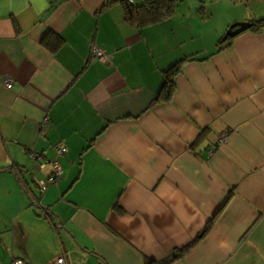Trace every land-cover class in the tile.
I'll return each instance as SVG.
<instances>
[{
	"label": "crops",
	"instance_id": "crops-1",
	"mask_svg": "<svg viewBox=\"0 0 264 264\" xmlns=\"http://www.w3.org/2000/svg\"><path fill=\"white\" fill-rule=\"evenodd\" d=\"M261 18L264 0H176L140 27L116 0H0V217L23 243L11 261L264 264V28L223 40ZM177 61L171 99L153 103ZM32 149L61 163L44 190L51 166ZM38 219L56 243L46 258L25 251Z\"/></svg>",
	"mask_w": 264,
	"mask_h": 264
},
{
	"label": "trees",
	"instance_id": "trees-1",
	"mask_svg": "<svg viewBox=\"0 0 264 264\" xmlns=\"http://www.w3.org/2000/svg\"><path fill=\"white\" fill-rule=\"evenodd\" d=\"M116 1L122 5L126 21L136 27L155 23L167 18L172 14L176 5V0H142L140 5H135L129 0ZM109 3L110 2H107L104 6ZM262 28H264V18L252 21L249 30L253 32H259ZM54 37V40L49 43V37L46 36L43 38L42 43L53 50L60 43V38L58 36ZM225 41L226 39L224 42ZM225 46L226 45H219V49H222ZM181 61H177L163 72L161 86L154 98L153 103L166 102L171 99L175 89V77L180 70ZM209 224L210 222L208 225H206L205 230L209 227ZM189 247L190 245L186 247V250Z\"/></svg>",
	"mask_w": 264,
	"mask_h": 264
},
{
	"label": "rangeland",
	"instance_id": "rangeland-1",
	"mask_svg": "<svg viewBox=\"0 0 264 264\" xmlns=\"http://www.w3.org/2000/svg\"><path fill=\"white\" fill-rule=\"evenodd\" d=\"M0 217V264H11V257L22 249L23 243L20 230L17 228L15 221H1ZM12 224L14 226V234L12 232ZM26 228L29 229L30 237L25 241V251L33 252L34 258H46L54 254L56 251V243H54L51 234L46 230L44 219L37 221H25ZM31 227H34L32 230ZM43 233V236L39 235ZM46 240V244H45ZM58 249V248H57ZM23 250V249H22ZM29 263V262H28ZM40 264V263H31Z\"/></svg>",
	"mask_w": 264,
	"mask_h": 264
},
{
	"label": "built area",
	"instance_id": "built-area-1",
	"mask_svg": "<svg viewBox=\"0 0 264 264\" xmlns=\"http://www.w3.org/2000/svg\"><path fill=\"white\" fill-rule=\"evenodd\" d=\"M90 53L96 58H98L99 60H104L105 58L104 51L101 48H99L97 45H95L94 43L90 45ZM4 86L7 88H10L11 81L9 78H6L4 80ZM55 149H56L57 156L62 155L66 151V147L64 145H59ZM28 153L34 159L43 160L44 163L47 162L51 166V172L49 173L46 181L39 182V188L41 190H44L47 184L55 183L59 180V178L62 176V167H61L60 161L56 157L52 159H46L41 153H38L33 149L28 151ZM11 264H30V263L25 262L18 258H14L11 261ZM46 264H67V263H66L65 256L59 255L54 259V261H52L51 263H46Z\"/></svg>",
	"mask_w": 264,
	"mask_h": 264
},
{
	"label": "water",
	"instance_id": "water-1",
	"mask_svg": "<svg viewBox=\"0 0 264 264\" xmlns=\"http://www.w3.org/2000/svg\"><path fill=\"white\" fill-rule=\"evenodd\" d=\"M251 26V22H237L234 23L232 25H230V27L227 29L226 33L223 36V40L226 39V37H232L234 36L236 33L249 29Z\"/></svg>",
	"mask_w": 264,
	"mask_h": 264
}]
</instances>
